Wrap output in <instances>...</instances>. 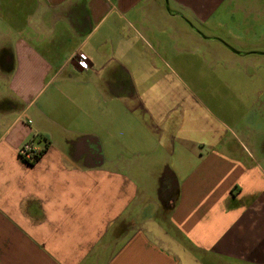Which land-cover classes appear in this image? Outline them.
I'll list each match as a JSON object with an SVG mask.
<instances>
[{"label":"crops","instance_id":"1","mask_svg":"<svg viewBox=\"0 0 264 264\" xmlns=\"http://www.w3.org/2000/svg\"><path fill=\"white\" fill-rule=\"evenodd\" d=\"M170 2L0 0V264H264V156L181 84L225 0Z\"/></svg>","mask_w":264,"mask_h":264},{"label":"rangeland","instance_id":"2","mask_svg":"<svg viewBox=\"0 0 264 264\" xmlns=\"http://www.w3.org/2000/svg\"><path fill=\"white\" fill-rule=\"evenodd\" d=\"M223 5L203 26L189 11L183 12L207 38L190 47L191 53L201 54L200 66L184 74L180 83L198 102L194 116L202 123L199 132L208 130L205 120L214 121L264 156V54L254 52L264 51V0H225Z\"/></svg>","mask_w":264,"mask_h":264},{"label":"built area","instance_id":"3","mask_svg":"<svg viewBox=\"0 0 264 264\" xmlns=\"http://www.w3.org/2000/svg\"><path fill=\"white\" fill-rule=\"evenodd\" d=\"M79 64L82 67H88L87 57L85 55L80 57ZM17 152L27 163H33L40 157V152L33 146L32 141L24 143L18 148Z\"/></svg>","mask_w":264,"mask_h":264},{"label":"water","instance_id":"4","mask_svg":"<svg viewBox=\"0 0 264 264\" xmlns=\"http://www.w3.org/2000/svg\"><path fill=\"white\" fill-rule=\"evenodd\" d=\"M167 1H168V0H166V2H167ZM167 8L170 9L169 6H168V2H167ZM220 40L223 41L222 39H220ZM223 42H224V41H223ZM224 43H225V42H224ZM225 44H226L227 47H228L229 49H231L234 53L242 54L241 51L235 49L234 47L230 46V45L227 44V43H225ZM254 52L259 53V54H264V51H254Z\"/></svg>","mask_w":264,"mask_h":264}]
</instances>
